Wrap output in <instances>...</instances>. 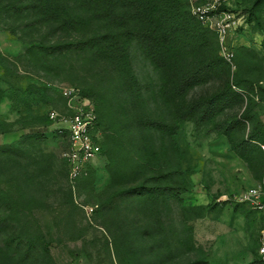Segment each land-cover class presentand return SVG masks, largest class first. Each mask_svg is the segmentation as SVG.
Instances as JSON below:
<instances>
[{"label": "rangeland", "instance_id": "1", "mask_svg": "<svg viewBox=\"0 0 264 264\" xmlns=\"http://www.w3.org/2000/svg\"><path fill=\"white\" fill-rule=\"evenodd\" d=\"M230 8L228 62L195 24L193 45H118L79 0H0V264H261L264 0ZM75 97L103 154L72 178L48 114Z\"/></svg>", "mask_w": 264, "mask_h": 264}, {"label": "built area", "instance_id": "2", "mask_svg": "<svg viewBox=\"0 0 264 264\" xmlns=\"http://www.w3.org/2000/svg\"><path fill=\"white\" fill-rule=\"evenodd\" d=\"M186 2L192 17L218 36L221 54L226 61L231 62L234 52L229 48V39L242 26L243 21V16L230 8L233 0H186ZM80 100L78 97L71 99L69 115L55 112L48 114L57 128V133L67 143L64 158L70 167L72 178L80 175L84 168H88L103 154V133L96 108L89 101L82 103ZM249 196L260 209L264 208L258 192L254 191ZM258 254L264 262V229Z\"/></svg>", "mask_w": 264, "mask_h": 264}, {"label": "trees", "instance_id": "3", "mask_svg": "<svg viewBox=\"0 0 264 264\" xmlns=\"http://www.w3.org/2000/svg\"><path fill=\"white\" fill-rule=\"evenodd\" d=\"M79 1L92 10L97 18L113 24L115 33L106 37L107 43L111 36L118 45L122 44L125 37L135 36L143 40L146 46L147 42L151 43L154 38L165 43L173 40H184L185 46H189L195 44L196 40L190 28L191 24L213 34L192 17L188 3H183L182 0ZM47 5L49 6L48 3ZM107 49L112 51L113 47L108 45ZM204 70V66H199L193 72L185 74L182 79V86L187 88L199 83L203 78ZM212 104L213 101L203 103L204 114L210 112ZM258 261L264 264L261 259Z\"/></svg>", "mask_w": 264, "mask_h": 264}]
</instances>
